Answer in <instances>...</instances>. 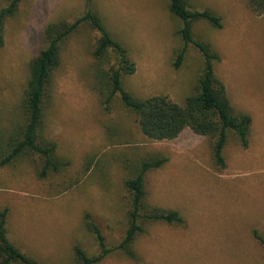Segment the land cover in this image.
<instances>
[{"label": "rangeland", "instance_id": "374dc122", "mask_svg": "<svg viewBox=\"0 0 264 264\" xmlns=\"http://www.w3.org/2000/svg\"><path fill=\"white\" fill-rule=\"evenodd\" d=\"M8 2L0 0V9ZM187 2L190 9L209 8L222 17L220 29L197 20L192 33L219 54L214 71L232 108L251 117L248 146L229 140L220 168L207 137L186 129L173 140L147 139L119 97L104 111L98 69L107 70L115 58L111 51L95 58L99 34L89 23L80 24L61 44L44 114L43 133L68 165L42 179L38 160L0 166V208L9 209L12 226L8 237L15 243L20 233L25 240L36 235L44 248L41 264H74L75 244L88 255L98 253L85 213L113 248L98 264H264V247L252 236L254 229L264 236V15L255 16L246 0ZM87 5L135 64V72L122 79L124 90L138 99L167 95L178 104L193 92L203 58L189 43L181 64L173 67L183 46L176 33L182 23L169 12V0H21L4 22L0 127L24 122L22 96L43 27L72 22ZM147 153L168 161L145 174L144 206L177 211L183 223L141 220L130 258L116 248L130 208L123 180L134 173L131 163Z\"/></svg>", "mask_w": 264, "mask_h": 264}, {"label": "trees", "instance_id": "16d2710c", "mask_svg": "<svg viewBox=\"0 0 264 264\" xmlns=\"http://www.w3.org/2000/svg\"><path fill=\"white\" fill-rule=\"evenodd\" d=\"M20 1L9 0L7 5L0 9V47L4 42V22L14 14ZM246 3L255 16L264 15V0H246ZM168 10L182 23L176 33L182 39L183 46L175 53L173 67H179L189 43L199 50L203 58L193 92L185 98L183 104L174 102L167 95L138 99L123 89L122 79L135 72V64L126 50L105 29L90 5H87L86 11L72 22L59 20L43 27L41 47L30 60L29 76L22 96L21 114L24 122L16 127L12 123V126L0 127V166L23 160H29L31 163L38 160L40 167L37 176L42 179L50 172L56 173L68 165V162L57 155V143L46 138L43 133L44 114L51 101L47 88L54 69L61 63V44L82 23H89L99 34L93 56L105 58L111 51L115 58L113 65L107 70L98 69V96L104 111H108L112 100L119 97L122 105L134 115L139 132L147 139L173 140L186 129L207 137L213 163L220 168L225 166L224 149L229 140H235L239 146L246 148L250 140L251 117L247 113H236L232 108L226 88L214 71V65L220 61L219 54L210 44L196 40L192 33V25L197 20H206L214 28L220 29L222 17L209 8L190 9L187 0H169ZM167 161L168 157L165 155L147 153L131 163L134 173L123 180L129 195L130 208L126 233L116 248L130 258H135L129 245L136 234L143 230L141 220L183 223V218L177 211L144 206L145 174L162 167ZM8 214L7 207L0 208V264H38L9 240ZM84 225L94 235L98 253L88 255L80 245L75 244L72 248L74 264H98L113 248L106 246L103 234L88 213L84 214ZM252 236L264 247V236L259 231L254 229Z\"/></svg>", "mask_w": 264, "mask_h": 264}, {"label": "crops", "instance_id": "0c3cea01", "mask_svg": "<svg viewBox=\"0 0 264 264\" xmlns=\"http://www.w3.org/2000/svg\"><path fill=\"white\" fill-rule=\"evenodd\" d=\"M7 227H12V226H10L9 214H8V218H7ZM9 231H10V229L8 230V232ZM38 232H39V230L36 231V234H38L39 237H42V238L47 237L45 235H40ZM9 240H10V238H9ZM14 245L17 246L19 249H21L26 255H28L29 257L36 260L38 262V264H41V259H42L41 253L44 250V248L41 245L40 241H38L36 239V235L32 239L25 240L24 235L22 233H20L18 236L15 237Z\"/></svg>", "mask_w": 264, "mask_h": 264}]
</instances>
